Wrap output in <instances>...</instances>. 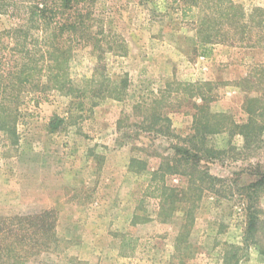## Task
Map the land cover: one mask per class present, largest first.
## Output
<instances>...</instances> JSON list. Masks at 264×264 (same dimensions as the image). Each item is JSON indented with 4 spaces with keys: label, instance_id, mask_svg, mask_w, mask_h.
<instances>
[{
    "label": "rangeland",
    "instance_id": "1",
    "mask_svg": "<svg viewBox=\"0 0 264 264\" xmlns=\"http://www.w3.org/2000/svg\"><path fill=\"white\" fill-rule=\"evenodd\" d=\"M35 1L4 0L0 44H16L8 30L23 28L38 38H29L31 47L44 46L45 33L27 20ZM230 3L245 13L264 9V0H85L79 5L91 13L88 24L104 48L115 49L102 51L106 73L117 82L126 78L127 87L122 99L71 98L28 88L15 133L0 131V214L53 209L57 215L58 242L26 264H224L236 246L244 247L238 264H264V42L207 44L197 33L205 16L222 20L218 30L230 29L218 17ZM76 48L70 71L79 81L92 76L97 54L91 45ZM189 84L210 97L208 117L224 116L221 122L210 117L219 132L203 137L194 132L203 101L185 90ZM163 95L166 101L155 105ZM138 103L142 106L135 110ZM54 115L65 123L49 132ZM175 145L200 146L202 158L189 162L191 167L179 160L182 169L165 174L167 186L187 192L168 207L164 221L162 201L149 183L161 177L163 157L175 158ZM132 160L145 166L131 168ZM185 167L214 179L189 188V177L181 173ZM252 204L259 224L255 242L247 246L242 242ZM182 230L185 242L177 249ZM125 235L137 239L129 256L121 254Z\"/></svg>",
    "mask_w": 264,
    "mask_h": 264
},
{
    "label": "trees",
    "instance_id": "2",
    "mask_svg": "<svg viewBox=\"0 0 264 264\" xmlns=\"http://www.w3.org/2000/svg\"><path fill=\"white\" fill-rule=\"evenodd\" d=\"M85 0H37L28 7V22L31 28L37 29L38 33H45L44 46L36 48V44L31 47L28 40L38 38L30 34L23 28L8 30L12 39H17L16 44L5 46L0 44V131L15 133L17 123V112L21 104L22 95L28 89H40L38 92L47 93L56 90L59 93L71 97L79 98L88 96L93 99H103L113 97L122 99L127 87V79L120 82L114 81L106 73V64L102 62V51L115 50L112 46L104 48L102 38L98 33L91 32V25L88 24L91 13L83 11L79 5ZM7 4L0 0V12L7 11ZM228 8V9H226ZM220 12L219 19H224L223 23H228L230 29L223 32L218 30L214 17L205 16L199 21L198 37L201 43H215L221 41H257L264 42V9L254 8L250 13H245L240 5L230 3ZM102 33V32H99ZM39 36V35H38ZM256 37V38H254ZM105 38V36H104ZM2 33H0V43ZM93 41V43L91 42ZM91 45L94 54H97V62L93 67V74L90 77H83L79 81L71 76V63L76 51L77 44ZM124 52H126V48ZM117 51H121L120 49ZM28 85H32L28 87ZM208 87L209 83L202 84ZM185 90L191 97L196 95L203 101L198 105L197 113L194 116L193 130L198 136H202L210 131L217 133L220 131L219 124L210 126V117L218 122L224 120V116L213 113L209 116L208 100L209 96L197 85L189 84ZM164 95L161 99L153 100V103H164ZM168 105V104H165ZM142 106L138 103L135 110ZM156 110V108H153ZM161 110L156 112L162 116ZM161 118V117H160ZM65 123V119L59 115L51 117L48 123L49 132H56ZM175 158L166 159L161 163V177L154 178L149 183V188L154 187L158 191L161 199V215L164 221L170 217L169 206L180 201L187 190H177L169 187L165 182V174L178 173L181 166L176 162L182 160L185 164L189 162L198 164L201 160L200 146L194 145L192 148L180 145L173 146ZM170 162H173L171 164ZM136 164L145 166V162L132 160L130 167ZM191 167V166H190ZM180 168V169H179ZM182 174L189 177V188L196 184L205 183V178H212L203 171L185 167ZM159 174L158 172L155 175ZM214 179V178H212ZM260 183V182H256ZM255 183V185H256ZM262 183V181H261ZM190 190V189H189ZM254 204L248 206L246 231L243 236V244L249 246L254 243L255 234L258 230L259 216ZM189 222L185 223L186 228ZM57 215L53 209H45L35 212H21L11 215L0 214V264H26L30 259L52 249L58 242L56 233ZM182 230L176 238V248H182L186 235ZM137 239L125 235L121 240V254L132 255L136 250ZM243 246H236L234 253H227L224 256V264H238L239 250ZM131 250V252H129Z\"/></svg>",
    "mask_w": 264,
    "mask_h": 264
}]
</instances>
